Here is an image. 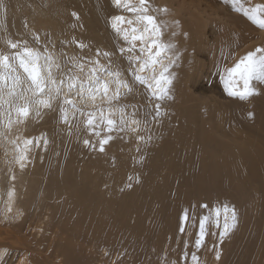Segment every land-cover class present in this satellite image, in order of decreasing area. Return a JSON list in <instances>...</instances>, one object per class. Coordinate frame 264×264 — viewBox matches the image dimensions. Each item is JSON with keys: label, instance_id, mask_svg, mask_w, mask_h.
I'll list each match as a JSON object with an SVG mask.
<instances>
[{"label": "bare ground", "instance_id": "obj_1", "mask_svg": "<svg viewBox=\"0 0 264 264\" xmlns=\"http://www.w3.org/2000/svg\"><path fill=\"white\" fill-rule=\"evenodd\" d=\"M258 3L264 0H245V6ZM146 6L165 23L163 39L176 45L168 54L175 76L163 99L151 96L128 71L134 66L129 57L140 54L139 42L128 52L130 44L112 24L117 16L135 21V14L114 0H0V54L11 56L26 45L41 53V64L51 55L60 65L53 67L58 81L69 70L86 79L99 59L132 86L131 92L121 89L110 106L100 95L93 103L65 85L50 108L33 105L26 118L14 110L9 117L7 104L0 109V264H151L150 246L158 247L157 256L163 239L167 250L154 264H264V82L252 81L255 93L240 99L229 95L222 80L224 69L264 48V29L235 11L231 0H147ZM78 64H84L83 72ZM207 65L215 69L216 81L197 87L202 77L208 79ZM110 87L111 94L115 86ZM190 100L195 102L187 105ZM101 108L116 121L111 131L100 121ZM89 112L95 113L93 126L86 124ZM21 152L25 159L19 161ZM174 176L178 182L171 184ZM219 191L224 204H194ZM127 213L137 220L126 221ZM226 222L229 229L221 236ZM111 224L121 230L96 240L99 229ZM156 226L165 230H153ZM144 229L154 231L150 244L143 250L128 245Z\"/></svg>", "mask_w": 264, "mask_h": 264}, {"label": "snow or ice", "instance_id": "obj_2", "mask_svg": "<svg viewBox=\"0 0 264 264\" xmlns=\"http://www.w3.org/2000/svg\"><path fill=\"white\" fill-rule=\"evenodd\" d=\"M235 11L242 12L249 20H251L258 27L264 29V4H255L254 6H245V0H231ZM117 6H122L126 11L135 14V21L125 20L122 16L114 17L113 29L123 35L126 43L130 44L127 49L132 52L136 49L139 42V55L130 56L129 61L133 67L129 68L135 82L144 85L150 92L151 96L157 99H163L169 96L172 81L175 73H171L169 69L175 60L168 54L173 53L176 45L171 41L163 39V29L166 27L164 22H157L156 18L148 14L147 0H139L138 4L132 3V0H114ZM167 11V9H162ZM118 23H126L134 25L136 23L142 27L132 26L128 28H121ZM178 23V22H177ZM175 35V33H173ZM12 49H17L18 44L8 41ZM84 47V45H80ZM21 50L14 52L11 56L0 54V109L5 104L9 106V117L11 111H15L20 118H26L30 114L33 105L50 108L52 101L60 95L62 88L66 85L69 92L76 89L78 96L87 97L93 103L98 95L106 99L110 106L112 101L119 98L121 89L126 92L132 91V86L126 79L122 78V73L117 69L113 70L110 67H105L100 64L99 59L95 63V67L90 68L86 79H81L75 73L69 70L66 78L59 81L53 74V67L60 68L59 64H54L53 57L46 55L43 57L44 64H41V53L27 47L26 45L19 46ZM120 51L124 53L126 50L121 48ZM100 55L97 50V56ZM104 56H110L109 53H103ZM167 60L168 63L164 61ZM81 72H83L84 64L76 65ZM22 70L23 76L20 72ZM146 71L150 74L144 75ZM105 76L108 79H105ZM222 80L225 83V88L229 95L238 96L240 99H246L255 93V89L251 86L252 81L264 82V48L257 47L255 51H249L246 55L241 57L232 67L224 69ZM26 85V86H25ZM115 86V91L111 92V87ZM242 85V87H241ZM5 90H7L5 92ZM30 93V95H29ZM5 95L7 99H5ZM65 103L73 108L77 105L65 97ZM159 108V105L156 106ZM38 111V109H37ZM121 111V122H123V109ZM63 112V109H62ZM113 112L109 111V117ZM62 119L67 122V113L65 112ZM95 113L89 112L87 114L86 124L93 126L95 122ZM101 123L108 125V130L111 131L112 126L116 123L115 120L104 116L103 109L100 111ZM138 124V121H133ZM11 119H9V125ZM98 134V133H97ZM108 137L107 139H110ZM107 139L100 141V150L103 151V146L107 143ZM32 141H26L30 144ZM85 143L89 141L85 140ZM19 161L25 159L23 152L17 158ZM21 163V167H23ZM13 193L10 191L9 196ZM206 207V206H205ZM227 212V208H225ZM219 209L216 210V216L219 217ZM232 221L236 219L235 211L232 210ZM184 219H187L185 214ZM209 217L205 216L200 219V232L196 240V246L200 247L205 235V224ZM227 221V217H225ZM225 232H221V236L225 235L229 229V224H224ZM183 227L181 231H183ZM193 261H197L198 257L195 254L192 256Z\"/></svg>", "mask_w": 264, "mask_h": 264}, {"label": "rangeland", "instance_id": "obj_3", "mask_svg": "<svg viewBox=\"0 0 264 264\" xmlns=\"http://www.w3.org/2000/svg\"><path fill=\"white\" fill-rule=\"evenodd\" d=\"M192 67H193V65H192ZM192 67H190V70L192 69ZM207 71V72H206ZM203 73L205 74V75H207V80L204 78V77H202L201 79H204V80H202L201 82H199L198 84H197V87H199L201 84H205V85H207V86H209V85H211V84H213V83H215V81H216V78H215V69L213 68V67H211V66H208L207 65V67L205 66L204 68H203ZM210 75V76H209ZM213 80V81H212ZM213 82V83H212ZM196 87V88H197ZM193 89V87L191 86V90ZM195 101L194 100H190V101H188L186 104L187 105H190V104H193ZM165 168V171L166 172H170V173H174V171H175V168H173V167H168V166H164ZM172 168H173V171H171L172 170ZM190 169V168H189ZM164 171V173H166ZM169 173V174H170ZM175 178H173V180H172V182H171V184H176L177 182H178V179L179 178H177V176H174ZM175 180H177V182H175ZM185 188V187H184ZM156 191V190H155ZM164 197H166V199H167V201H169L170 200V197H171V195H169V196H166V195H163ZM202 197V198H201ZM209 196H200L196 201L197 202H195L194 204H196L197 203V208H200V207H203V208H207L209 205V207H214L215 205H221V204H224L225 202H226V196L225 195H223L220 191H219V194H217V195H213V196H211V197H209ZM179 201V200H178ZM177 201V202H178ZM156 205L154 204V205H152V207H155ZM200 206V207H199ZM206 206V207H205ZM161 212H162V209H161ZM160 211H159V213L160 214H162ZM135 214V213H134ZM140 214V213H139ZM141 214H145V216H144V218L146 217V218H148V214H146V213H141ZM110 215H112V216H114V217H116L115 216V213H110ZM135 217V218H134ZM105 218V217H104ZM132 219L134 220V222H135V220H137V217H136V215H134L133 216V218H130V215H129V213H127L126 214V221L127 220H131L132 221ZM158 219H159V221H162V219H161V217H158ZM180 219H182V215L180 216ZM109 220H112V218L111 219H109ZM106 221H108V220H106ZM143 221V220H142ZM109 222V221H108ZM144 222V221H143ZM142 222V223H143ZM112 226V227H111ZM116 229V230H115ZM165 230V228L163 229L161 226H156L153 230H156V231H160V230ZM120 231L121 229H119V228H117V225H113V224H111L110 226H108V227H105V228H103V229H99V231H101V233H99V235H97L96 236V240H99V241H101L102 239H103V236L104 235H106L109 231ZM123 230H125V229H123ZM179 230V229H178ZM164 232V233H163ZM103 233V234H102ZM105 233V234H104ZM143 233V234H142ZM145 233V234H144ZM150 233H154V231H152V230H140L136 235H135V237H134V242H130L128 245H134L135 247H137L138 249H140V250H143L144 248H145V246L147 245V243L148 244H150V241H148V237L150 236ZM162 233L163 234H166V232L165 231H162ZM163 234H161L160 233V235L163 237ZM141 235H142V237H141ZM145 235V236H144ZM117 237L119 236V235H116ZM140 236V237H139ZM154 236H156V234H154L153 235V237ZM129 237V234H127V236H126V238L125 239H122L121 238V241L122 242H125V240L127 239ZM139 237V238H138ZM100 238V239H99ZM147 238V239H146ZM158 238H159V236H158ZM86 243L87 244H89L90 246H91V244H90V240H87L86 241ZM102 245H103V243H101ZM151 249H153V251L151 250ZM157 249H158V247H156V246H150V249H149V251L151 252V253H153L154 254V256L153 257H155V258H157V257H160V258H162L164 255H165V251L167 250V247H164V239H163V241H162V246H160V249H159V252L160 253H158V255L156 256L155 255V253H156V251H157ZM160 254V255H159ZM142 256H143V258L145 259L146 257H147V253L146 252H142ZM146 256V257H145ZM155 258H153L152 260H151V264H154V262L156 261V259ZM155 259V260H154Z\"/></svg>", "mask_w": 264, "mask_h": 264}]
</instances>
